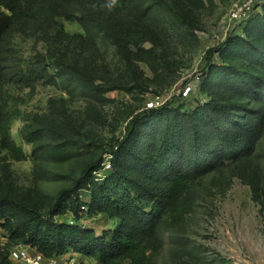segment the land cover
<instances>
[{
	"label": "trees",
	"instance_id": "1",
	"mask_svg": "<svg viewBox=\"0 0 264 264\" xmlns=\"http://www.w3.org/2000/svg\"><path fill=\"white\" fill-rule=\"evenodd\" d=\"M106 3L0 0V229L8 234L0 264H13L10 249L18 245L48 259L74 253L98 264H155L164 236L179 252L195 257L186 225L200 181L257 153L264 135V5L241 35L212 51L222 64L209 57L200 92L207 101L194 100L192 111L172 102L144 109L132 119L126 138L111 146L103 177L107 164L99 157L71 174L69 185L53 196L37 187L21 189L12 162L25 161L27 155L11 135L21 114L10 110L7 88L34 90L44 82L100 101L113 90L132 92L131 87L97 84L93 67L83 58L104 37L118 50L136 87L145 90L133 49L148 41L149 32L134 20L174 9L169 0H118L112 10ZM64 22L79 24L84 34H68ZM18 36L44 43L47 53L26 66L15 47ZM22 138L33 146L39 173L45 162L69 161L93 142L62 99L49 101L47 115L27 120ZM256 181L264 202L262 171ZM68 214L73 221L57 220ZM82 216H105L115 224L110 233L99 235L76 224Z\"/></svg>",
	"mask_w": 264,
	"mask_h": 264
},
{
	"label": "rangeland",
	"instance_id": "2",
	"mask_svg": "<svg viewBox=\"0 0 264 264\" xmlns=\"http://www.w3.org/2000/svg\"><path fill=\"white\" fill-rule=\"evenodd\" d=\"M169 1L174 9L172 13L134 20L149 32L148 41L141 48L133 49L144 91L136 87L118 50L104 37L85 52L83 58L93 67L97 84L131 87L132 92L113 90L100 101L84 96L81 91L73 95L44 82L38 83L34 90L7 88L10 110L21 114L12 124L11 135L27 155L25 161L12 162L21 189L37 187L53 196L69 185L71 174L99 157L107 164L99 175L103 177L110 167L111 146L116 140L126 138L132 119L143 112L151 94L165 93L176 106L183 105L184 109L192 111L195 101L181 100L180 91L188 83L202 81L209 72V57L213 64H222L218 53L212 51L229 37L241 35L242 25L229 19L232 0ZM64 25L70 35L84 34L77 23L64 22ZM15 47L26 66H30L39 54L47 53L46 45L34 38L18 36ZM61 99L93 142H87L69 161L45 162L43 172L39 173L32 158L33 146L22 138V131L27 120L49 113L50 100ZM260 171L264 175V135L256 155L246 161L227 163L200 181L194 210L186 225L187 237L197 255L190 257L179 252L164 236L155 264H264V202L256 181ZM83 198L87 200L85 193ZM57 220L71 222L74 219L68 214ZM76 224L100 235L110 233L115 223L105 216H82ZM68 256L74 264H98L74 253Z\"/></svg>",
	"mask_w": 264,
	"mask_h": 264
},
{
	"label": "built area",
	"instance_id": "3",
	"mask_svg": "<svg viewBox=\"0 0 264 264\" xmlns=\"http://www.w3.org/2000/svg\"><path fill=\"white\" fill-rule=\"evenodd\" d=\"M233 8L230 14V21L238 22L244 26L249 19L256 12L261 11L264 5V0H232ZM201 82L195 84L188 83L184 85L180 91V98L183 101L201 99L207 101L201 94ZM171 97L165 93L151 94L149 95L145 109L152 110L163 107L164 105L171 103ZM8 244V234L0 229V247H4ZM69 256L54 257L51 259L46 258L41 253L30 248L29 246L18 245L10 249V261L13 264H74V261L69 260Z\"/></svg>",
	"mask_w": 264,
	"mask_h": 264
},
{
	"label": "clouds",
	"instance_id": "4",
	"mask_svg": "<svg viewBox=\"0 0 264 264\" xmlns=\"http://www.w3.org/2000/svg\"><path fill=\"white\" fill-rule=\"evenodd\" d=\"M118 0H107L105 7L109 10H112L114 7L117 6Z\"/></svg>",
	"mask_w": 264,
	"mask_h": 264
}]
</instances>
